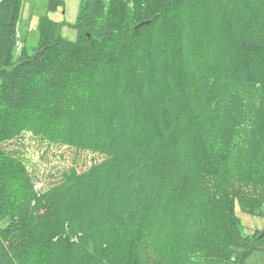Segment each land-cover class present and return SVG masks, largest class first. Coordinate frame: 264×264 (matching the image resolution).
Listing matches in <instances>:
<instances>
[{
  "label": "trees",
  "instance_id": "obj_1",
  "mask_svg": "<svg viewBox=\"0 0 264 264\" xmlns=\"http://www.w3.org/2000/svg\"><path fill=\"white\" fill-rule=\"evenodd\" d=\"M62 4L15 59L22 0H0V264L264 255L235 213L264 215V0H83L76 41ZM28 135L73 165L43 180Z\"/></svg>",
  "mask_w": 264,
  "mask_h": 264
},
{
  "label": "rangeland",
  "instance_id": "obj_2",
  "mask_svg": "<svg viewBox=\"0 0 264 264\" xmlns=\"http://www.w3.org/2000/svg\"><path fill=\"white\" fill-rule=\"evenodd\" d=\"M49 0H22L20 18L17 26L18 46L15 49V59L20 54V48L26 45L33 53L38 45L39 32L38 23L42 16L47 14ZM83 0H63V4L56 12L48 13L49 17L61 24L60 36L65 40L76 41L77 29L75 28L80 7ZM25 156L30 161V166H36L39 176L44 180H49L50 174H58L64 169L73 165L76 158L70 150H55L54 154L49 153L44 156L42 149L35 140L26 136ZM93 156L82 154L79 159V166L86 168L92 163ZM85 161V164L83 163ZM264 210V207H263ZM235 213L240 218L246 233L254 230H264V215L255 216L245 212L239 204L235 205ZM248 264H264V255L260 251H255L248 259Z\"/></svg>",
  "mask_w": 264,
  "mask_h": 264
}]
</instances>
